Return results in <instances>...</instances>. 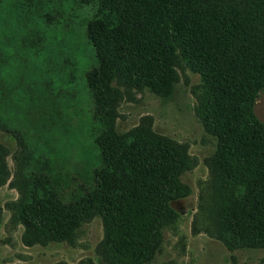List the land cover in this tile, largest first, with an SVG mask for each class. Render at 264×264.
Instances as JSON below:
<instances>
[{
	"label": "trees",
	"instance_id": "1",
	"mask_svg": "<svg viewBox=\"0 0 264 264\" xmlns=\"http://www.w3.org/2000/svg\"><path fill=\"white\" fill-rule=\"evenodd\" d=\"M81 1L100 9L86 26L95 58L86 72L93 107L109 116L116 81L169 97L181 58L199 76L197 112L215 140L223 199L209 225L229 249L264 244V122L253 111L264 89V0ZM98 143L100 165L91 176L27 162L24 237L43 244L68 239L97 212L115 259L150 261L174 213L172 202L184 196V159L155 135H134L127 143L101 135ZM235 186L242 193L233 198Z\"/></svg>",
	"mask_w": 264,
	"mask_h": 264
},
{
	"label": "rangeland",
	"instance_id": "2",
	"mask_svg": "<svg viewBox=\"0 0 264 264\" xmlns=\"http://www.w3.org/2000/svg\"><path fill=\"white\" fill-rule=\"evenodd\" d=\"M99 12L98 3L81 0H0V264H126L109 251L97 212L70 238L44 244L25 239L20 218L27 162L91 176L100 165L101 135L126 143L134 135L159 136L185 162L184 196L172 202L154 258L141 264H264V244L229 249L209 225L223 199L215 140L197 112L199 76L181 58L169 97L116 81L109 116L93 107L86 72L95 58L86 26ZM253 111L264 122V89ZM241 193L232 187L233 198Z\"/></svg>",
	"mask_w": 264,
	"mask_h": 264
}]
</instances>
